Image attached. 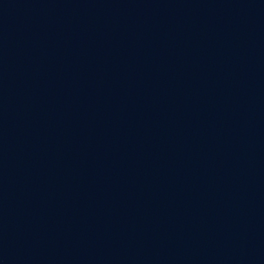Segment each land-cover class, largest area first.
I'll return each mask as SVG.
<instances>
[{
  "label": "water",
  "instance_id": "95a60500",
  "mask_svg": "<svg viewBox=\"0 0 264 264\" xmlns=\"http://www.w3.org/2000/svg\"><path fill=\"white\" fill-rule=\"evenodd\" d=\"M0 264H264V0H0Z\"/></svg>",
  "mask_w": 264,
  "mask_h": 264
}]
</instances>
